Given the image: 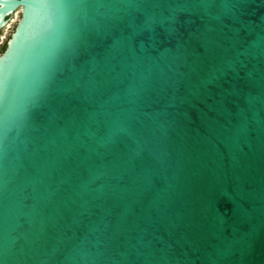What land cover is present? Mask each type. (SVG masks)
<instances>
[{"label":"water","instance_id":"obj_1","mask_svg":"<svg viewBox=\"0 0 264 264\" xmlns=\"http://www.w3.org/2000/svg\"><path fill=\"white\" fill-rule=\"evenodd\" d=\"M2 264H264V0H0Z\"/></svg>","mask_w":264,"mask_h":264},{"label":"rangeland","instance_id":"obj_2","mask_svg":"<svg viewBox=\"0 0 264 264\" xmlns=\"http://www.w3.org/2000/svg\"><path fill=\"white\" fill-rule=\"evenodd\" d=\"M19 18L20 16L18 14L15 15L10 25L0 33V54L2 52L3 46L8 42L12 32L14 31Z\"/></svg>","mask_w":264,"mask_h":264},{"label":"trees","instance_id":"obj_3","mask_svg":"<svg viewBox=\"0 0 264 264\" xmlns=\"http://www.w3.org/2000/svg\"><path fill=\"white\" fill-rule=\"evenodd\" d=\"M5 48H6V45H4V46H3V48H2V51H4V50H5Z\"/></svg>","mask_w":264,"mask_h":264},{"label":"flooded vegetation","instance_id":"obj_4","mask_svg":"<svg viewBox=\"0 0 264 264\" xmlns=\"http://www.w3.org/2000/svg\"><path fill=\"white\" fill-rule=\"evenodd\" d=\"M1 32H2V31H1ZM1 32H0V33H1ZM5 45H7V43H6ZM2 52H3V51H2ZM2 52H1V53H2Z\"/></svg>","mask_w":264,"mask_h":264},{"label":"snow or ice","instance_id":"obj_5","mask_svg":"<svg viewBox=\"0 0 264 264\" xmlns=\"http://www.w3.org/2000/svg\"><path fill=\"white\" fill-rule=\"evenodd\" d=\"M0 264H2V262H0Z\"/></svg>","mask_w":264,"mask_h":264}]
</instances>
